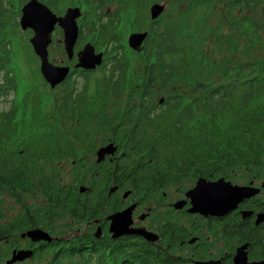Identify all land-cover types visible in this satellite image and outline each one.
Segmentation results:
<instances>
[{
    "label": "trees",
    "instance_id": "1",
    "mask_svg": "<svg viewBox=\"0 0 264 264\" xmlns=\"http://www.w3.org/2000/svg\"><path fill=\"white\" fill-rule=\"evenodd\" d=\"M155 1L165 8L152 19ZM68 3L83 6L80 41L88 38L103 52L100 76L89 83L94 71L87 70L80 87L70 76L41 93L35 87L22 99L23 107L32 106L31 120L18 114L14 98L0 108V198L10 192L32 201L27 223L0 227V240H18L26 227L50 236L58 231L65 238L51 236L28 250L38 264H194L180 248L188 237L181 216L163 223L160 208L199 177L264 179V0H57L56 6ZM128 31L147 33L139 50L123 42ZM9 43L0 40L1 95L16 89L6 69ZM46 101L51 106L38 117ZM109 142L113 155L89 158ZM63 161L71 164V179ZM129 198L157 217L159 239H95L91 222L123 209ZM62 218L66 229L55 224ZM246 241L249 257H264V222L233 231L234 246Z\"/></svg>",
    "mask_w": 264,
    "mask_h": 264
},
{
    "label": "flooded vegetation",
    "instance_id": "2",
    "mask_svg": "<svg viewBox=\"0 0 264 264\" xmlns=\"http://www.w3.org/2000/svg\"><path fill=\"white\" fill-rule=\"evenodd\" d=\"M29 0H2V3L0 5V23L2 20H4V17L7 15L14 14L17 17L16 22H18L17 26H20V29L22 30L23 37L28 39V42L30 43V37L33 35V30L30 27L22 28L19 22L20 16H21V9L25 3H27ZM40 3L45 4L56 16L63 15L65 12V8L63 10V7L57 8L56 2L57 0H37ZM15 8L13 10H7V8L13 7ZM72 6H79L81 15L77 18L78 23V37L75 42V45L73 47V54L72 57H67L64 46H63V30L62 28L56 23L50 32V42L47 45V55L48 60L53 63L54 65H64L69 67L68 71V77L70 76L72 79H83L82 73H85L87 70H93V71H100L99 66H97L94 69H85L82 67H75L74 65L77 62V51L82 48L84 45H80L81 40V31H82V18H83V6L81 5H72ZM85 31H88L87 27H84ZM134 32V31H131ZM129 32V33H131ZM21 33V31H20ZM87 33V32H86ZM26 40V39H25ZM31 45V43H30ZM56 47V52L59 48L61 51V54L65 56V59L59 58L58 60L53 57L55 56L53 48ZM31 48L33 50V47L31 45ZM34 52V51H33ZM35 54V53H34ZM35 57L37 58L39 62V70H40V58L35 54ZM65 61V63L63 62ZM43 77V76H42ZM46 81V80H45ZM46 83L49 85V83L46 81ZM50 86V85H49ZM57 86V85H55ZM54 86V87H55ZM51 87V86H50ZM51 87V88H54ZM9 94H4L5 97L3 100L4 102L9 101V104L7 107H3L4 109H7L11 106L9 98L7 96ZM13 98V97H12ZM10 98V99H12ZM31 102V101H30ZM41 114V111H40ZM32 116V113L30 114V117ZM34 117V116H33ZM40 117V115H38ZM66 165V161H63ZM65 168V167H64ZM72 175V172H71ZM73 176V175H72ZM216 179V178H215ZM226 179V178H224ZM228 180V179H226ZM258 180L256 179H250L247 180L245 183H242L243 185H249L252 184L254 187L258 188V192L249 198H244L240 202H238L237 206L228 211L227 213L215 216V215H202L200 213H190L188 212V207L190 206L189 199L187 200V203L182 208H174L173 203L179 199L185 198L184 196L178 197L174 195L173 197H167V203L164 202V205L168 208H164L162 211H166L164 214V220L165 222H172L173 217H179V225L182 227H185L187 229L188 236L183 243L180 244V248L183 254H187L188 257H190L193 262L196 260L199 261H207V260H219L221 264H232L233 263V257L236 251V247L243 243H248L247 245V252H248V259L249 260H259L263 259L264 257H258V258H252L249 257V248L250 244L248 241L239 243L238 245L234 246L233 242V231L236 228H241L243 225L252 224L254 226L261 225L263 221H261L258 224H255V219L257 216V213L264 212V196L262 195L263 188L262 182L259 186H257L256 182ZM233 183V182H232ZM194 185V184H193ZM123 209L130 205L132 203V199H128L126 201ZM32 201L22 199L19 201L14 195H12L10 192H5L2 194V198H0V227H4L5 229L12 228V224L14 221H20L22 219L23 224L27 223V205L31 204ZM18 204V205H17ZM162 202V207H165ZM37 206L35 212L36 219L39 220V222L42 221V215H41V203L35 204ZM145 206V212L143 213L141 208L143 205L135 204V207L132 211V223L130 225V228H143L148 232L156 233L158 235L159 239V231L156 230L155 224L157 217L151 213L148 207ZM4 209V210H3ZM122 210V209H120ZM11 211V213L9 212ZM245 211H250L251 214L249 216L245 215L243 216V213ZM150 215H153L154 219L151 223L145 224V220L150 217ZM193 216V218H192ZM167 217V218H166ZM238 217V220H241L240 223H236L234 218ZM16 218V219H15ZM65 218H62L61 220V229H64V223ZM56 220L55 224H58ZM2 223V225H1ZM68 224L72 223V220L68 218ZM91 230L90 232L93 233V236L95 239H103L107 236H110L113 239L123 237V236H132L133 238L142 239L144 241L149 242H156L155 240H151L146 238L144 235L134 234V233H127L122 234L118 237H112L111 232L109 231V224L110 221L108 219L104 218H96L91 222ZM31 228L36 229L39 227H26L24 228V232L27 230H30ZM66 229V228H65ZM99 229L98 235H96V230ZM44 230V229H43ZM21 232L17 235L19 238L18 240L13 239L15 237L12 236V238L2 239L0 240V246H3L6 250L7 258L5 259V263L11 259V257L16 254V251L18 250H27V249H34L38 244V241H33L29 237H21ZM10 235V234H9ZM65 238V237H63ZM157 239V240H158ZM230 258V262H228V259ZM26 262H34V264H38L36 260V253L34 252L32 256H28L22 260H15L9 264H22Z\"/></svg>",
    "mask_w": 264,
    "mask_h": 264
},
{
    "label": "water",
    "instance_id": "3",
    "mask_svg": "<svg viewBox=\"0 0 264 264\" xmlns=\"http://www.w3.org/2000/svg\"><path fill=\"white\" fill-rule=\"evenodd\" d=\"M165 4L162 2H154L149 7L150 18L158 17L164 10ZM81 15L79 6H68L63 15L56 16L45 4L37 0H29L21 9L19 19L22 28L30 27L33 30V35L30 37V43L34 53L40 58V72L43 78L51 87L61 83L68 75L69 67L64 65H54L48 60L47 45L50 42V32L57 23L63 30V46L67 57H72L73 47L78 37L77 18ZM146 32L134 31L128 35V46L134 50H139L146 36ZM77 62L75 67L85 69H94L102 63V51H96L95 46L87 42L80 50L77 51ZM116 151V146L112 143L101 145L95 151V160L100 162L107 155H113ZM264 186V182L262 183ZM85 186H81L80 190H85ZM258 192V188L252 184L243 185L232 183L230 180L219 177L216 179H207L199 177L196 179L193 186L185 191V198L179 199L173 203L174 208H182L189 199L190 206L188 212L200 213L202 215L220 216L234 209L238 202L244 198L254 196ZM127 192L123 193L122 197H126ZM135 204H131L122 210H117L106 216L110 221L109 231L112 237H118L122 234L134 233L144 235L151 240H157L156 233L148 232L143 228H130L132 223V211ZM250 211H245L243 216H249ZM264 220V212L257 213L255 224ZM96 230V235H98ZM29 237L33 241L50 240L51 236L47 231L36 228L27 230L21 234V237ZM248 243L240 244L236 247L232 264H264V258L259 260H249L247 252ZM30 256L28 250H18L7 264L22 260ZM194 264H221L219 260H196Z\"/></svg>",
    "mask_w": 264,
    "mask_h": 264
},
{
    "label": "rangeland",
    "instance_id": "4",
    "mask_svg": "<svg viewBox=\"0 0 264 264\" xmlns=\"http://www.w3.org/2000/svg\"><path fill=\"white\" fill-rule=\"evenodd\" d=\"M155 2L162 3L161 1H155ZM163 3L165 4V2H163ZM214 4L216 6V3H214ZM72 5H79V4L68 3L65 6H63V10L66 7L72 6ZM14 8H15V6L13 5V7L7 8V10H13ZM246 12L249 13V10H246ZM148 13H149V11H148ZM16 20H17V17L14 14L8 15V13H7V15L4 17V20H2L0 23V40L4 39V41H6V42L8 40L10 41V43H9L10 63L6 65V69L12 70L13 75L15 76V86H16V89L14 91H11L10 95H8L7 98H9V100H10V98L13 97L14 102L18 105V107H17V109L19 110L18 114L20 115L21 112L23 111L25 118L31 120L30 114H31L32 106L30 105V103H27L26 106L23 107L22 99H23L24 95H27V98L30 99V97L35 94V87H38V89H39L38 91L40 93L43 92V90H45V89L47 90L50 87L47 86L48 84L46 83L45 79L42 77V74L39 70V62H38L37 58L35 57V54L31 48L30 43L28 42V39L23 37V33H22V30L20 29V26L16 27L18 24V22H16ZM20 31H21V33H20ZM129 32H131V31L125 32V34H124L123 42L125 44H127V36L130 34ZM260 36H261L262 41L264 42V32H261ZM87 42L91 43V41H89L88 38H84L80 42V45H83ZM53 51L55 53L54 54L55 56H53V57H55L57 60L59 58H63L67 62V60L65 59V56H63V54H61V51L59 50V48L56 52V47H54ZM96 51H98V50L96 49ZM65 61H63V62L65 63ZM99 76H100V71H96V72L94 71V74L90 77L89 83H92L93 80ZM73 81L75 83V86H78V87H80L83 84V79H75L74 78ZM40 97H41V99H40V101H41L44 99L45 96L41 95ZM4 98L5 97L0 94V108H3V107L6 108L7 105L9 104V101L4 102V100H3ZM30 101H32V99ZM44 101H45V99H44ZM41 104L42 105L37 106L39 108V114L38 115L42 114V110H41V114H40V109H42L41 108L42 106H43V110H46L51 106L49 104V102H47V101L45 103H41ZM89 158H91V160H95V154ZM71 169H72L71 164L65 165V168H64V172L66 174L65 176L69 177L70 179L72 178ZM263 181H264V179L258 180L256 182L257 186H259ZM238 184H242V183L239 182ZM172 193L173 192L171 191V194ZM262 195L264 196V188H263ZM122 196H123V194H122ZM173 196L174 195H172V197ZM167 202L168 201H166V203ZM164 208H168V207L167 206L161 207L160 210H163ZM141 210L144 213L145 212V206H143L141 208ZM9 212L11 213V211H9ZM192 218H193V216H192ZM153 219H154L153 215H150V217H148L145 220V224L151 223ZM64 220L66 222V219H64ZM57 223L60 226L62 224L61 221H58ZM57 233H58V231L51 233V236L56 237V239L64 237V236L57 234ZM27 250H29V249H27ZM6 258H7L6 250L3 246H0V264H4ZM22 264H34V262L33 263L32 262H26V263H22Z\"/></svg>",
    "mask_w": 264,
    "mask_h": 264
}]
</instances>
